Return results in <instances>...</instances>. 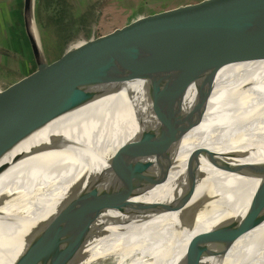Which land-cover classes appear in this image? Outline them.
Segmentation results:
<instances>
[{
    "label": "bare ground",
    "instance_id": "6f19581e",
    "mask_svg": "<svg viewBox=\"0 0 264 264\" xmlns=\"http://www.w3.org/2000/svg\"><path fill=\"white\" fill-rule=\"evenodd\" d=\"M187 57V52H158L130 62L133 72H152L147 79H166L180 72ZM263 58L264 35L240 38L200 58L199 83L209 65L222 66L215 74L206 114L179 142L149 160L135 200L173 199L191 175L197 177V185L186 207L195 206L205 193L218 198L198 211L162 212L140 223L148 215L139 214L123 230L110 228L107 235L88 243L81 263L103 256L113 264H264V219L230 237L218 238L208 231L223 229L246 212L264 207V193L252 194L259 179L248 177L246 169L242 174L224 169L264 164ZM190 75L180 88L183 110L198 96V84ZM152 81H126L122 92L133 93L132 99L120 92L87 102H47L16 126L8 139L9 151L0 159V166L7 163L0 172V264H12L14 257H5L10 252L5 241L14 231L50 218L71 220L82 197L87 199L77 216L97 210L93 222L100 225L118 215L115 202L98 200L112 187L119 164L110 163L115 152L134 149L158 126L152 109L141 102L150 99ZM242 200L252 204L235 212Z\"/></svg>",
    "mask_w": 264,
    "mask_h": 264
},
{
    "label": "water",
    "instance_id": "95a60500",
    "mask_svg": "<svg viewBox=\"0 0 264 264\" xmlns=\"http://www.w3.org/2000/svg\"><path fill=\"white\" fill-rule=\"evenodd\" d=\"M33 2L24 0L28 47L0 66V159L9 151L8 139L16 126L36 106L58 100L87 102L120 92L132 99L133 93L122 92L124 83L131 79H154L150 99L141 102L152 109L158 126L149 130L134 149H120L110 161L112 167L119 163L114 181L98 200L104 203L108 199L110 205L115 202L118 215L110 223L93 222L97 210L77 216L87 199L82 197L76 202L71 220L50 218L26 223L14 231L5 241L10 250L6 259L14 257L12 264H83L88 243L107 235L110 228L121 231L139 214L148 215L140 223L162 212L184 208L198 211L206 202L217 199V195L205 193L195 206L186 207L197 185V177L192 175L182 193L173 199L144 202L135 197L149 160L179 142L185 133L201 124L206 114L214 77L222 66L209 65L199 83L198 61L207 52L225 48L240 38L264 35V0H161L154 5L144 2L143 8L131 10L108 24H98L96 19L80 21L43 40L36 27ZM158 52H187L189 57L179 73L166 79H147L152 74L148 70L133 72L131 60ZM189 72L192 83L198 84V96L190 109L183 110L184 92L180 88ZM6 167L7 163L2 164L0 172ZM224 169L239 174L246 169L248 177L259 179L252 194L264 193V164ZM263 219L264 207L246 212L223 229L212 227L208 231L218 238L230 237L246 232ZM102 257L87 264H95Z\"/></svg>",
    "mask_w": 264,
    "mask_h": 264
},
{
    "label": "crops",
    "instance_id": "0c3cea01",
    "mask_svg": "<svg viewBox=\"0 0 264 264\" xmlns=\"http://www.w3.org/2000/svg\"><path fill=\"white\" fill-rule=\"evenodd\" d=\"M33 4L35 23L41 29L44 24L49 27L64 28L70 26V23H56L58 19H55V17L46 19V22H44L42 21L41 13H62L67 11L84 13L91 11L89 6L91 0H34ZM23 12L24 0H0V66L9 62L28 47ZM82 18L84 17L77 18L71 24L82 21ZM40 34L42 35L40 39L45 38L42 32Z\"/></svg>",
    "mask_w": 264,
    "mask_h": 264
},
{
    "label": "rangeland",
    "instance_id": "374dc122",
    "mask_svg": "<svg viewBox=\"0 0 264 264\" xmlns=\"http://www.w3.org/2000/svg\"><path fill=\"white\" fill-rule=\"evenodd\" d=\"M161 0H91L90 6V12H84L81 20H94L98 22V24H108L109 22L114 21L115 18L122 16L124 14L130 13L131 10H136L137 8H143L145 6V3H149V5L158 4ZM77 11H67V17H66V23L71 19V17H74ZM80 13V12H78ZM42 14V21L46 22V19H51V16L54 17L55 14L53 13H41ZM77 20V19H76ZM67 28H71L74 24H71ZM38 24V23H37ZM55 25V23H54ZM37 30L39 32V37H42L40 34L41 28L37 26ZM54 28L58 27H50L49 30V36L45 35V39L48 37L56 34ZM66 28V29H67ZM60 32V31H59ZM252 200H242L239 202L237 208L235 209V212L239 208H244L249 206ZM95 264H113L108 260H100Z\"/></svg>",
    "mask_w": 264,
    "mask_h": 264
},
{
    "label": "trees",
    "instance_id": "16d2710c",
    "mask_svg": "<svg viewBox=\"0 0 264 264\" xmlns=\"http://www.w3.org/2000/svg\"><path fill=\"white\" fill-rule=\"evenodd\" d=\"M53 14H55L54 15V17H55V19L57 18L58 20H57V22L56 23H58V24H63V23H66V17H67V13L66 12H62V13H53ZM82 14L83 13H78V12H76V14H75V16L74 17H71V19L68 21V22H74L77 18H80V17H82ZM38 15H39V13H38ZM51 18H53V16H51ZM49 19V18H48ZM54 20V19H53ZM67 22V23H68ZM80 22V21H79ZM79 22H75L74 24H76V23H79ZM67 27H64V28H62V27H58V28H54V30H55V33H58L59 31H62V30H65ZM49 30H50V27L49 26H47V24H46V26H45V24H44V26L42 27V34L43 35H48L49 34ZM49 36V35H48ZM43 39H45V38H42V40Z\"/></svg>",
    "mask_w": 264,
    "mask_h": 264
}]
</instances>
